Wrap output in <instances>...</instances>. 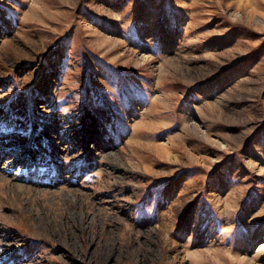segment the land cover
Here are the masks:
<instances>
[{
	"label": "rangeland",
	"instance_id": "374dc122",
	"mask_svg": "<svg viewBox=\"0 0 264 264\" xmlns=\"http://www.w3.org/2000/svg\"><path fill=\"white\" fill-rule=\"evenodd\" d=\"M0 150V264H264V0H0Z\"/></svg>",
	"mask_w": 264,
	"mask_h": 264
},
{
	"label": "bare ground",
	"instance_id": "6f19581e",
	"mask_svg": "<svg viewBox=\"0 0 264 264\" xmlns=\"http://www.w3.org/2000/svg\"><path fill=\"white\" fill-rule=\"evenodd\" d=\"M5 152L3 150H0V155L4 154ZM24 153H20L18 154V157H16L14 160L16 161H20L21 159H23ZM260 252H264V242L260 244L259 247ZM248 259V258H247ZM247 264H256L252 259L247 260Z\"/></svg>",
	"mask_w": 264,
	"mask_h": 264
}]
</instances>
